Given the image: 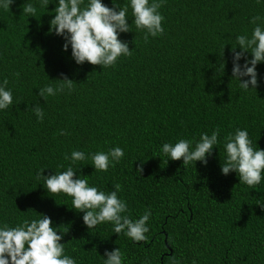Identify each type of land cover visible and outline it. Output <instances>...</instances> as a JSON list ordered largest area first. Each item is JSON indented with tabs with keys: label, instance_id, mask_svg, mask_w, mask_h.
<instances>
[{
	"label": "trees",
	"instance_id": "1",
	"mask_svg": "<svg viewBox=\"0 0 264 264\" xmlns=\"http://www.w3.org/2000/svg\"><path fill=\"white\" fill-rule=\"evenodd\" d=\"M26 2L14 0L10 11L0 10V82L8 80L14 98L0 111V224L15 227L48 215L65 232V254L77 264H102L104 252L118 247L125 264L146 258L168 264L173 256L183 257V264H264V181L250 187L237 173L221 172L223 144L236 128H246L253 146L264 149V64L257 66L260 86L244 91L233 80L231 53L237 35H251L250 19L264 16V4L165 0V31L147 41L129 9L132 32L119 38L134 51L102 69L77 65L70 46L63 51V37L50 32L55 4L37 2L35 17H29L23 14ZM62 74L72 88L45 102L39 89L56 87ZM36 103L44 108L43 122L32 111ZM217 128L220 143L206 166H183L161 151L164 143L195 141ZM114 147L125 156L106 172L95 171L91 159L72 166L106 192L120 184L133 220L151 210L147 242L115 234L110 223L90 232L83 213L71 209V197L48 193L35 179L37 169L48 168L45 176L66 170L59 166L72 163L65 155L74 150Z\"/></svg>",
	"mask_w": 264,
	"mask_h": 264
},
{
	"label": "clouds",
	"instance_id": "2",
	"mask_svg": "<svg viewBox=\"0 0 264 264\" xmlns=\"http://www.w3.org/2000/svg\"><path fill=\"white\" fill-rule=\"evenodd\" d=\"M37 2L46 8L49 4H55L50 32L63 37V51L67 52L70 46L71 58L81 66L87 62L99 65L102 69L115 67L121 57L132 55L134 50H130L129 43L119 38L121 34L132 32V25L128 23L129 9L136 29L144 32L145 41L165 31L162 26L165 18L160 12L165 0H127L123 6L117 0H112V7L107 6L103 0H27L23 14L35 17ZM13 3L14 0H0V10L10 11ZM256 3L264 4V0H256ZM249 23L254 25L251 35H237L235 44H231L232 77L244 91L255 90L260 86L257 66L264 64V16H253ZM237 48L240 50L237 51ZM221 65L223 71L224 64ZM62 76V80H57L60 83L56 87L48 84L40 88L39 97L46 102L48 96H55L65 88L71 89L74 83L66 75ZM7 85V79L0 82V111L14 104L13 90ZM32 111L37 120L43 122L45 111L39 103L32 107ZM218 143L219 128L212 131L211 135L207 132L200 134L195 141L179 139L175 143H164L161 151L169 157L168 161L182 159L183 166L196 162L206 166L207 157L212 155L213 149H217ZM223 147L226 153L221 166L223 175L235 172L240 183L250 187L264 181V149H260L257 144L253 146L246 128H236L233 133H229ZM124 156L121 147L88 154L74 150L70 157L65 155V160L70 159L72 163L59 166L66 167V170L54 171V174L45 176L43 173L48 168L37 169L35 179L43 182L48 193H63L71 197V209L83 213V223L90 232L98 225L110 223L115 234L123 233L133 242H147L151 210L133 220L127 201L119 195L122 189L120 184H115L114 190L106 192L90 185L88 177L78 176L81 168L72 166L91 159L95 171L106 172ZM137 172L140 174L142 167ZM59 229L46 214H38L36 219H25L15 227L0 224V264H77L75 258L65 254V244L61 243L62 233L65 232ZM102 258V264H125V253L119 247L106 250ZM143 264H150V261L146 258ZM168 264H183V257L173 256ZM192 264H197V261L193 260Z\"/></svg>",
	"mask_w": 264,
	"mask_h": 264
}]
</instances>
